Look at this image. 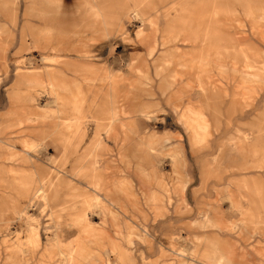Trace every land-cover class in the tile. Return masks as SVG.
<instances>
[{
  "label": "rangeland",
  "instance_id": "rangeland-1",
  "mask_svg": "<svg viewBox=\"0 0 264 264\" xmlns=\"http://www.w3.org/2000/svg\"><path fill=\"white\" fill-rule=\"evenodd\" d=\"M113 1L0 0V264H64L66 243L85 247L81 264H264V0H214L221 69L211 71L213 82L193 85L178 62L168 70L182 72L176 81L156 70L164 50L147 57L140 35L158 31L160 38L170 21L181 37L173 57L188 60L206 45L182 41L193 4L171 11L174 1L154 0L143 23L130 13L117 36L92 51L117 82H77L75 102L53 93L47 82L72 79L62 63L77 57L42 50L44 15L57 31L83 25L84 16L94 20L91 7ZM209 13L204 7L200 19ZM128 91L130 104L151 115L136 114L135 129L107 138L109 112L125 119L117 102ZM82 96L83 119L75 113ZM204 124L206 137L191 142ZM77 127L86 143L99 130L97 166L122 193L88 184L90 160L52 138ZM44 133L50 137L42 143L35 136ZM51 181L59 193L45 196ZM74 187L95 200L84 205Z\"/></svg>",
  "mask_w": 264,
  "mask_h": 264
},
{
  "label": "bare ground",
  "instance_id": "bare-ground-1",
  "mask_svg": "<svg viewBox=\"0 0 264 264\" xmlns=\"http://www.w3.org/2000/svg\"><path fill=\"white\" fill-rule=\"evenodd\" d=\"M152 1L154 0H118L117 3L115 1L108 3V5L103 9H99L97 7L92 6L91 15L94 20H90L88 16H84L82 18L84 23L83 25L75 24L73 25V27L63 26L60 27V29L57 31L52 30V28L50 27L51 20L49 14L46 13L44 15L43 20L44 26L41 31L42 50L53 53L63 52L77 57L76 60H66L64 63H62L63 66L71 67L70 72L72 74V79H61V81L59 82H47V84L52 89L53 93L63 94L67 99L71 100L72 102H75L76 100H78V95H80L77 82H107V80L117 82L113 75H111V77H108L105 71L100 70V64H97L99 60L97 59L98 56H93L92 51L96 50L99 52L100 49L104 48V41H106V39L112 38V35L113 38L116 37L119 33L118 29L121 26L122 18L127 17L130 13L133 15L134 18L142 21L143 23V17L145 16L144 10L148 9L147 7ZM165 1H167L168 3L174 1V4H172V6L174 7L171 9V11H176L177 6H183L185 3H190L194 5V8L188 12V22L186 23L187 33L183 35L182 41L185 43L200 45L205 43L206 46L201 53L188 54V60L183 59V57H178V59L173 57L170 50L174 48L176 42L181 37L177 32V24H172V22L169 21L168 27L161 33L160 38L157 35V33H159L158 31H156L152 35L147 33L140 35V38L142 39H139V41L141 42L142 47L147 49V57L153 56L154 52L157 54L159 50H164V52H161L158 55V59H161L164 63L163 66L160 67L159 65H157L156 60L153 64H155V68L158 72H162L161 74L164 76V78H169L171 81H176L182 76V72L178 71L172 73L171 75L168 74V70H170L172 67H175V62H178L177 67L180 68L181 71H185L187 74L192 75V78L189 82H193V85L196 86V82H213L211 71L214 69H221V67L218 66L214 0ZM204 1L206 3H204ZM204 7L210 12L206 19V22L203 18L200 19V12L204 9ZM108 19H110L109 23L107 22ZM100 24L101 26H99ZM91 26L95 27L90 28ZM143 33H145V31ZM141 65H143L144 71L145 73H147L146 59L143 57ZM61 76L67 78V75H65L64 73ZM28 82L30 81L28 80ZM167 83L174 84L176 82ZM242 85L243 83L239 84L237 89H240ZM191 86L188 87V89H191ZM199 88L201 91H204V87L202 85L199 86ZM145 90L148 95L152 96L150 88ZM244 91L245 90L242 91V96L245 95ZM85 97L86 96H82L80 98V104H75V113H77V115L80 114L79 117H81V119L85 117V115L80 112V110L82 109V103H85ZM132 99L133 92L128 91L125 92L124 96L117 102V105L119 107L118 113H120L125 119L118 120L116 119V113H111V111L109 112L110 119L106 131L107 138L117 137V135L119 134V129L124 130L126 127H131L135 129L136 114H139L141 117L144 118H147L148 115H151V113L148 112L146 109L140 111L139 106L130 104V101ZM95 104V101L88 104L87 109L89 112L92 110ZM178 106L179 105H174L172 107L175 112H177ZM187 110V113L183 112L182 114H180L181 120L188 118L190 111L189 109ZM82 114L83 116H81ZM126 120H128V122H126ZM207 131V124L203 125L201 131L193 130L190 134L191 142L203 141V136L206 135ZM98 133L99 130H96V137L91 143H86V133L78 127L75 131H72L68 134H55L52 136V138L55 141L59 142L60 147L64 150L65 153L68 151H76L81 155L82 159L88 158L90 160L91 163L89 165H84L86 168L89 167L88 184L92 185L95 189H97V186H99L100 191L104 193H122V190H120V188L115 184L113 174L109 170H101L100 167L97 166L98 161H96L95 151L99 142L97 135ZM35 137L43 143L50 136L44 133L39 136L36 135ZM29 146L34 147V144L27 145L25 148ZM99 177L101 179L100 182L95 183V179ZM158 186L164 192H168L167 186L162 181H160ZM58 188L59 185L57 183H54L52 181L49 182L48 192L45 196L51 194L58 195ZM87 193L88 191H81L74 187L71 192V195L82 197V203L88 206L90 205L91 200H95V197H92V199L90 198L89 200H87ZM66 244L68 245L63 246L62 252L63 263L81 264V262H79L80 258L84 259L85 257H87L85 247L81 244Z\"/></svg>",
  "mask_w": 264,
  "mask_h": 264
}]
</instances>
